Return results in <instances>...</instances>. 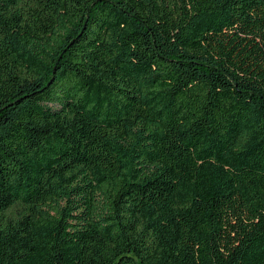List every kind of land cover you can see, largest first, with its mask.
Listing matches in <instances>:
<instances>
[{
    "label": "trees",
    "instance_id": "trees-1",
    "mask_svg": "<svg viewBox=\"0 0 264 264\" xmlns=\"http://www.w3.org/2000/svg\"><path fill=\"white\" fill-rule=\"evenodd\" d=\"M0 264H264V0H0Z\"/></svg>",
    "mask_w": 264,
    "mask_h": 264
}]
</instances>
